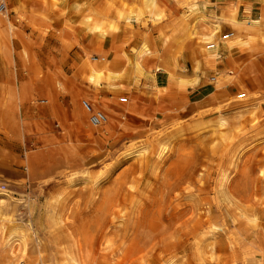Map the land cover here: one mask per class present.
<instances>
[{
  "label": "rangeland",
  "instance_id": "rangeland-1",
  "mask_svg": "<svg viewBox=\"0 0 264 264\" xmlns=\"http://www.w3.org/2000/svg\"><path fill=\"white\" fill-rule=\"evenodd\" d=\"M168 1L178 8L182 19L191 0ZM1 3L5 12H0V191L5 192L11 206L16 204L12 223L4 227L6 232L21 228L28 235L27 256L23 262L16 257L17 263L56 264L60 259L47 234L45 220L46 199L58 193H63V210L72 230L83 238L85 264H166L173 257L179 264H199L194 258L195 241L211 225H216L219 232L212 240L214 251L208 254L207 264H256L264 258L259 241L264 231L263 106L258 115H253L257 120L254 127L249 125L251 111L232 121V113L248 109L254 105L251 101L213 111L206 109L207 98L197 104L199 108H192L191 100L166 94L168 91L163 95L149 85L151 74L146 70L142 77L134 79L130 50L121 52L125 64L98 67L103 74L120 76L111 83L113 86L103 80L99 87L88 85L86 63L97 59L102 39L88 34L80 25L81 19L92 15L116 23L105 6L137 11L140 0H0ZM75 5L81 9L76 11ZM206 6L207 10L212 8ZM207 10L201 14L205 23L211 20ZM203 24L193 22V36L189 35L185 43L194 44ZM117 25L119 35L107 36L113 42L122 36L128 40L133 26L124 21ZM219 29L215 37L220 35ZM168 41L171 43L169 38ZM88 47L94 49L93 54L85 52ZM182 50L184 47L173 49L171 55L179 58ZM175 69L168 73L190 71L181 65ZM201 74L207 76L204 71ZM8 88L15 92L13 102ZM241 93L222 98L235 102V96ZM122 98L125 101L121 102ZM83 102L103 112L108 124L90 126ZM219 114L228 118L222 131L231 132L234 125L239 126V135L232 141H222V131L216 126L204 133L186 131ZM179 132L182 136L172 140L171 153L156 180L149 173L153 163L150 156L142 161V167L137 159L119 161L123 153L144 145L153 152L159 142ZM254 135L258 136L253 138ZM242 142L246 146L231 188L243 204V217L236 205L218 201L214 191L219 170L228 167L227 152ZM101 174L106 175L101 198L106 195L112 209L122 210L125 216L117 233H106L110 224L105 211L97 209L99 204L94 209L89 207L90 185L81 182L82 177L94 179ZM128 184L133 186L132 191ZM142 191L149 193L147 197ZM107 237L112 242L105 246ZM3 244L0 235V264H8Z\"/></svg>",
  "mask_w": 264,
  "mask_h": 264
},
{
  "label": "bare ground",
  "instance_id": "bare-ground-1",
  "mask_svg": "<svg viewBox=\"0 0 264 264\" xmlns=\"http://www.w3.org/2000/svg\"><path fill=\"white\" fill-rule=\"evenodd\" d=\"M174 1L177 3H183L186 1L189 2L188 0H174ZM105 7H107L108 13H112V15H114V17H115L114 19L116 20V23L110 22L106 19L105 20L104 19H97L92 15H86L80 21V25H82V27L86 30V32L90 35L95 36L96 39H103L109 33H113V34L117 33L118 32L117 23H119L121 21H124L127 25H129L131 22L138 23V21H140L142 10L144 12L145 8L149 12L151 20H153V21H160L162 14L164 13V10H165V7L160 5L157 0H141V7L137 11H132V9L126 10L124 8L119 9V8H116L114 5H111V4H109L108 6H105ZM74 9L76 11H79L81 9L80 5H75ZM206 9L207 8L203 3L196 4V3H193L190 1L189 3H187V11H186V14L184 15V21L187 23L188 21L191 20L189 22V26L192 29L193 22H194V25L196 23L198 24V23L204 22L201 14ZM3 13H1V14H3ZM209 17L212 20V22H210L211 26H209L210 30L207 31L208 28L202 29L203 33L201 35H198V37L196 39V44L199 47V51L205 53L204 59H206V60L213 58L214 54H212L211 56L210 55L207 56L208 52L204 48V45L207 43H210V41L213 40V37H214L213 35H215L217 33V28H218V26H220L221 23H225L226 25H228L229 28H231L233 35L234 34L236 35L226 43L229 47L240 45V46H247L248 48H251L252 45L256 44L258 41L261 43H264V35L260 34L261 28H263V30H264V15L261 16V18L256 19V20H248V21H244V22H239L236 19V7L234 5H231L230 8H228L226 10H220L218 13H215L213 11H209ZM218 23H220V24L218 25ZM191 29H189V31H191ZM193 31L194 30H192L189 33L190 36L192 35ZM141 50H142V53L147 52L146 48H142ZM138 57H140V55L138 53H136V58L134 60V63L132 64L133 65L132 75H133L134 79H136V80L139 77H142L145 73V68H144L142 62L139 60ZM88 58H90V57H88ZM215 58L216 57H214V59ZM86 64L88 66V72L86 73V77H85L86 79L85 80H86L87 84L92 86V87H99L101 85L100 82L102 80L105 82L104 84H106L108 86H113L111 83H113L117 79H120L119 78L120 76L115 75V73H111V72L107 73L106 72V74H103L98 68L101 65L100 60L98 61L97 59H94V63L88 62ZM197 68H198V64L195 65V69H197ZM161 70L167 75V79L169 82H180L179 77H177L173 73L172 74L168 73L163 69L156 68V69H154V72H159ZM224 78L226 80L229 79L225 75H224ZM196 82H197V77H194L193 79L188 80V83H187L188 87H193L194 84H196ZM220 82H221V80L218 79L217 84ZM7 90L9 91L10 100L13 102V100L16 97L14 90H13V88L12 89L8 88ZM156 90L157 91L161 90L162 92L166 93L168 91V88H166V87L162 88V89L156 88ZM124 101H125V99H124ZM90 106L92 107L94 105L91 104ZM257 109H258V105L254 104V105L250 106L248 109L244 108L243 110L233 112L232 113L233 114L232 115V121L237 120L236 118L240 117L241 113L246 112V111H251L248 114L250 117L249 125H250V127H254L257 125V120L254 119L253 115ZM223 114H219L215 119H207V120H203L202 122L196 123L193 127L186 129V131L195 130V131H198V133L199 132L204 133V132H206V130L208 131L209 129H212L214 126L218 127L222 131L227 126V121H228V118H226L225 115H223ZM1 120H2V122H4L3 118ZM107 120H108V118H107ZM107 120H106L105 126L108 124ZM234 122H236V121H234ZM3 125L4 124H2V126ZM102 126H104V125H102ZM4 127H5V125H4ZM232 128L233 129L231 132H224V131L221 132L222 141H232L234 139V137L236 136V134H238V132H240L238 125H234ZM3 129L5 131L6 127ZM178 136H182V132H179V133L175 134L174 136L159 142L157 144V146L155 147L153 152H152V149L150 147H148L147 145H144L142 147L127 151L121 155L119 161L120 162H127V161L132 160V159H137L139 161V166L142 167L141 166L142 161L145 160L148 156H150L152 158L153 163L149 167V173L152 176H154L153 178L155 179V177L158 175V173L160 171L162 163L171 153L172 140ZM257 136L258 135H254L253 138H256ZM252 141H255V140L252 139ZM244 143L245 142H242L239 145H237L236 147H231L230 150L227 152L226 163H227L228 167L225 170H222V169L219 170L215 184H214V191H215V195H216L217 200L220 202L226 203L228 206H235L236 205V209L239 211V213L242 217L244 216V214L242 213L240 205L242 206L243 204H242V202H240V200H238L235 197V194L232 191L231 179L233 178V176L235 175V172L237 170V164H238L240 155H242L241 153L245 150L244 146H246V145H243ZM29 164H30L29 166H31L30 159H29ZM199 176H201V175H199ZM105 180H106V175H103V174L95 177L94 179H90V178H86V177L81 178V182L83 184H85V185L88 184V186L90 185L91 195H90V203L88 202L89 207L90 208L93 207V209H94V206L99 204V206L97 205V209L98 210L104 209V211L106 213V214L104 213V216L106 218H108L107 224H110L109 227H107L105 229L106 233H110V232L111 233H117L120 231V228H121L120 226H122L121 223L125 219V216L123 215L122 210L121 211H119V210L114 211L112 209L113 204H111V202L108 200V198L105 197L106 195L103 197V199L101 198L102 192H101L100 188H101L102 184L104 182H106ZM116 181H114L113 184H115ZM146 184H145V186H146ZM139 185H138V187H139ZM69 187L71 188V186H69ZM108 189L111 190L110 188H108ZM115 189L117 190L118 188L115 186ZM129 189L132 191L133 186L129 185ZM139 189H141V188H139ZM147 191L149 192V190H147ZM148 192H143V195L147 197V195L149 194ZM108 193H105V194H108ZM141 196H140V198L143 199ZM64 203H65V199H64L63 193H58L56 195H53V196L49 197L48 199H46V202H45V220H46V226H47V234L50 236L51 241L54 243L55 246L54 245L53 246L56 249L55 252L57 253L58 258H60L59 260H56L54 258V260H56V262H57L56 264H85L84 255H83V240H82L83 238L81 239V237H79V235H77L76 232L72 230V228L69 224V218L67 217V215L64 213V210H63V204ZM138 205H140V204H138ZM13 207L15 208L16 204L11 206L9 200L7 199V196H5V192L0 191V235H1V237H3V242H4L3 248L6 249L7 254L9 256L8 264H19L15 260L16 257L19 258L20 261L23 262L24 258L27 256V253H28V235L21 228H11L9 231L6 232L7 228L4 227V225L12 223L11 222V219H12L11 213L14 212ZM118 214H120V215L117 216ZM199 228H201L200 225H199L198 229ZM218 232H219V228L216 225H211V226L205 228V230L196 239L195 245H194V258H195L197 263L207 264L208 254L209 253L212 254L214 251V246L212 244V240L214 239L215 234H217ZM109 237H107L105 242H104L105 246L109 245L110 242H112L111 239H109ZM259 241H260V244L262 245V248H263L264 247V231L260 234ZM133 247L136 248L135 246H132V248ZM228 248H230V250H233V247L230 245H228ZM204 250H207V253L204 252ZM259 250L262 251L263 249H260V246H259ZM130 251H131V249H130ZM233 254H236V253L234 252ZM27 264H30V261L27 262ZM166 264H179V261L177 258L173 257V258H170L168 261H166ZM256 264H264V258L258 260Z\"/></svg>",
  "mask_w": 264,
  "mask_h": 264
},
{
  "label": "crops",
  "instance_id": "crops-1",
  "mask_svg": "<svg viewBox=\"0 0 264 264\" xmlns=\"http://www.w3.org/2000/svg\"><path fill=\"white\" fill-rule=\"evenodd\" d=\"M157 1L165 7L160 21L151 20L149 12L145 8L143 15L140 17V22H131V25L129 24L133 28L132 32L128 31V40L124 36L114 42L110 36L101 40V49L98 51L97 60L101 61L102 66L103 64H125L122 56H120L121 52L126 53L127 50H130L129 55L133 58V63L136 53H138L140 55L138 58L146 72L151 74L147 80L149 85H154L158 89L166 87L168 88L166 94L181 97L183 100H191L190 103L194 104L192 108H199L197 104L207 98L206 109H213V111L251 101L253 104L258 105V109L254 113L258 115L261 107H264V43L258 41L251 48L240 45L229 47L226 43L236 35H233L228 25L220 22L221 24L218 23L220 24L218 27H221L219 29L220 35L215 37L218 33L217 31L213 35L215 38L213 37L210 43L204 45L208 52L207 56L214 54L216 58L214 59L213 57L206 60L204 59L205 53L199 51L196 41L194 44L185 43V39L189 37V33L192 31H189L191 29L188 24L189 21L186 23L184 17L180 18L181 13L173 5L172 1ZM191 2L196 4L203 3L205 6L211 5L212 8L206 10L215 13L234 5L236 7V19L239 22L256 20L264 15V0H191ZM210 22H201L204 24L200 25L201 33L198 35L203 33L202 29L204 28H208L207 31L210 30ZM193 32L191 36H193ZM260 32L261 35H264L263 28H261ZM119 33L120 30L118 29V32L114 34L119 35ZM168 38L171 43H169ZM180 47H184L181 57L178 58L176 55H171L173 49L178 50ZM142 48H146L147 52L142 53ZM93 51L94 49L90 47L85 49V52L92 54ZM157 54L158 56L156 57ZM196 64H198L197 69H195ZM179 65L190 70L187 74H184V71L181 73L176 72L180 82H169L167 75L162 70L159 72L153 71V68L160 66L166 72H172L176 70L175 68H179ZM202 71L207 74L206 77L201 74ZM224 75L229 79L226 80ZM194 77H197L196 84L193 87H188V80ZM218 79L221 82L217 84ZM237 91L243 93L235 96V102L225 101L226 98H222L224 95L234 94ZM184 92L186 93L185 95ZM166 94L164 93L163 95Z\"/></svg>",
  "mask_w": 264,
  "mask_h": 264
},
{
  "label": "built area",
  "instance_id": "built-area-1",
  "mask_svg": "<svg viewBox=\"0 0 264 264\" xmlns=\"http://www.w3.org/2000/svg\"><path fill=\"white\" fill-rule=\"evenodd\" d=\"M0 12L3 13L5 12V6L1 3L0 4ZM227 37V36H225ZM240 97V96H239ZM121 102L124 101V99H120ZM83 109H85L88 113V122L90 126L97 128L103 124L106 123L107 117L106 115L98 110H94L88 103L83 102L82 103Z\"/></svg>",
  "mask_w": 264,
  "mask_h": 264
}]
</instances>
